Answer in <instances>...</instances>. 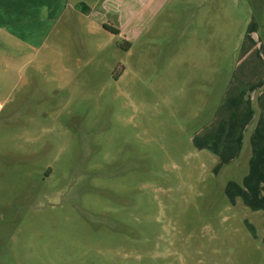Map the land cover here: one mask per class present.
Wrapping results in <instances>:
<instances>
[{
	"label": "rangeland",
	"instance_id": "rangeland-1",
	"mask_svg": "<svg viewBox=\"0 0 264 264\" xmlns=\"http://www.w3.org/2000/svg\"><path fill=\"white\" fill-rule=\"evenodd\" d=\"M253 16L264 0H171L138 40L70 50L76 79L28 65L0 117V264H264V209L229 200L197 134L260 58Z\"/></svg>",
	"mask_w": 264,
	"mask_h": 264
},
{
	"label": "crops",
	"instance_id": "crops-1",
	"mask_svg": "<svg viewBox=\"0 0 264 264\" xmlns=\"http://www.w3.org/2000/svg\"><path fill=\"white\" fill-rule=\"evenodd\" d=\"M170 1L0 0V117L26 84L28 65L55 80L76 79L70 50L79 48L86 57L102 55L107 49L103 37L138 40L150 17ZM251 27L248 49L261 51L260 58L245 55L238 61L239 82L227 88L197 134L200 149L214 154L216 172L227 178L224 193L229 200L264 209V40L257 35L254 16Z\"/></svg>",
	"mask_w": 264,
	"mask_h": 264
},
{
	"label": "trees",
	"instance_id": "trees-1",
	"mask_svg": "<svg viewBox=\"0 0 264 264\" xmlns=\"http://www.w3.org/2000/svg\"><path fill=\"white\" fill-rule=\"evenodd\" d=\"M262 17V16H261ZM263 19L264 18H260L259 17V24H260V26H261V23H263ZM104 27H105V29H107L108 31H110V32H112L113 34H116V35H119L120 34V31L118 30V29H116V28H113V27H111V26H109V25H104ZM125 44H128L127 42H124ZM129 45V44H128Z\"/></svg>",
	"mask_w": 264,
	"mask_h": 264
}]
</instances>
